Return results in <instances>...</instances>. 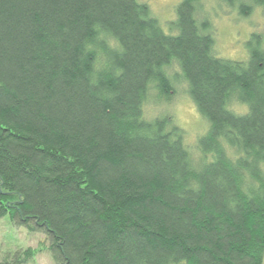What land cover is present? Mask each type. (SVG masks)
Segmentation results:
<instances>
[{
  "label": "trees",
  "instance_id": "16d2710c",
  "mask_svg": "<svg viewBox=\"0 0 264 264\" xmlns=\"http://www.w3.org/2000/svg\"><path fill=\"white\" fill-rule=\"evenodd\" d=\"M202 1L0 0V223L45 237L0 264H263L264 38L220 58Z\"/></svg>",
  "mask_w": 264,
  "mask_h": 264
},
{
  "label": "rangeland",
  "instance_id": "374dc122",
  "mask_svg": "<svg viewBox=\"0 0 264 264\" xmlns=\"http://www.w3.org/2000/svg\"><path fill=\"white\" fill-rule=\"evenodd\" d=\"M142 1L148 3L164 30L171 33L168 25L176 20V10L182 0ZM240 2L239 0L231 5L219 0H203L199 7V20H208L212 24V32L216 38L215 49L220 58L244 61L248 57L247 43L251 35L257 34L264 38V8L253 7L252 11L247 7L251 3L249 0ZM176 90L178 95L172 101V113L175 121L185 130L189 144L194 146L198 137L206 133L208 126L187 96L186 84H179ZM243 110L238 109L240 112ZM160 112L164 113V109L154 108L152 115ZM42 242H45L42 234H28L25 230L12 228L6 221L0 223L1 258L8 252L37 249ZM30 264L54 263L47 252H42Z\"/></svg>",
  "mask_w": 264,
  "mask_h": 264
}]
</instances>
